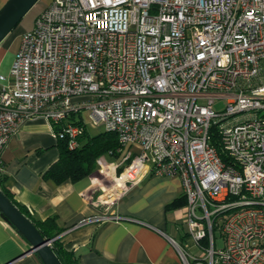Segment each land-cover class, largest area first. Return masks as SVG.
<instances>
[{
  "label": "built area",
  "instance_id": "2783aa9c",
  "mask_svg": "<svg viewBox=\"0 0 264 264\" xmlns=\"http://www.w3.org/2000/svg\"><path fill=\"white\" fill-rule=\"evenodd\" d=\"M13 57L0 158L35 118L77 148L83 127L67 117L78 115L119 144L97 161L109 182L91 205L112 207L142 177L178 178L203 251L190 261L177 245L182 263L264 264V0H51Z\"/></svg>",
  "mask_w": 264,
  "mask_h": 264
},
{
  "label": "crops",
  "instance_id": "0c3cea01",
  "mask_svg": "<svg viewBox=\"0 0 264 264\" xmlns=\"http://www.w3.org/2000/svg\"><path fill=\"white\" fill-rule=\"evenodd\" d=\"M31 28L16 37L9 34L0 44V75L9 77L20 38ZM58 128L42 118L26 122L0 158L2 185L28 212L29 221L55 218L62 245L76 264H184L176 246L185 206H171L183 197L180 179L142 177L112 207L91 205L87 196L95 182L90 176L60 185L43 179L59 159ZM104 214L118 219L93 220ZM29 251L28 242L0 214V264H40L35 253L18 260Z\"/></svg>",
  "mask_w": 264,
  "mask_h": 264
},
{
  "label": "trees",
  "instance_id": "16d2710c",
  "mask_svg": "<svg viewBox=\"0 0 264 264\" xmlns=\"http://www.w3.org/2000/svg\"><path fill=\"white\" fill-rule=\"evenodd\" d=\"M74 116L75 115H71L67 118L68 121L80 124L83 127V132L77 142L79 146L71 150L67 146L66 139H59L57 143L59 145V159L43 175L45 182L60 185L65 181H75L83 177H88L96 171L97 161L100 158L112 156V159L118 157L117 151L119 149V144L118 141H116L117 137L115 134L101 132L97 135L90 136L88 134L87 125L81 121H75V118H73ZM2 182L3 177L0 175V190L2 194H4V196L28 218V212L14 201L12 195L4 189ZM185 201V197L183 196L171 206L173 208L185 206ZM31 222L44 239L48 241L54 240L51 244V249L61 264H76L74 257H72V253L67 251L62 245L63 241L60 236L63 231L57 228L55 218Z\"/></svg>",
  "mask_w": 264,
  "mask_h": 264
},
{
  "label": "water",
  "instance_id": "95a60500",
  "mask_svg": "<svg viewBox=\"0 0 264 264\" xmlns=\"http://www.w3.org/2000/svg\"><path fill=\"white\" fill-rule=\"evenodd\" d=\"M40 0H6L0 8V44L8 37L24 16ZM0 214L3 220L12 225L18 234L28 242L40 264H61L48 245V240L36 229L34 224L0 190Z\"/></svg>",
  "mask_w": 264,
  "mask_h": 264
},
{
  "label": "rangeland",
  "instance_id": "374dc122",
  "mask_svg": "<svg viewBox=\"0 0 264 264\" xmlns=\"http://www.w3.org/2000/svg\"><path fill=\"white\" fill-rule=\"evenodd\" d=\"M6 1V0H5ZM4 2H0V8L1 6L4 5ZM50 0H40L37 4H35V6H33V8L24 16V18L21 20V22L18 24V26L11 31L10 34H12V37H16L14 34H16L18 31H22L24 27H32L35 17H37L38 12L43 10L46 7V4L49 3ZM225 107V104L223 101H218L216 103H214L213 108L214 111L219 112L222 111ZM87 130H88V134L90 136H94L97 135L101 132H103V129H101V127H94L91 124H87ZM105 160L110 162L112 161L111 158L109 157H105ZM99 170V166L97 165L96 171L93 172L90 176V178H92L93 181H95L94 183V190L99 191V187H98V183L102 182V183H106L109 182L107 180H104L98 173ZM98 195H101V192H97ZM185 220V219H184ZM179 234L182 237V239H178V243L181 247V249L185 252V254L188 256V259L191 261V257H197V258H201L202 257V252L201 250H198L197 248H195L193 246V242L191 241V239L189 238V236H187V227L185 222L180 223L179 225ZM214 239H215V248L216 249H221L223 247V239L221 237V234L218 230H214Z\"/></svg>",
  "mask_w": 264,
  "mask_h": 264
},
{
  "label": "bare ground",
  "instance_id": "6f19581e",
  "mask_svg": "<svg viewBox=\"0 0 264 264\" xmlns=\"http://www.w3.org/2000/svg\"><path fill=\"white\" fill-rule=\"evenodd\" d=\"M95 182V181H94Z\"/></svg>",
  "mask_w": 264,
  "mask_h": 264
}]
</instances>
